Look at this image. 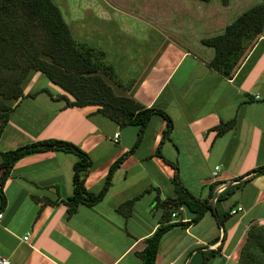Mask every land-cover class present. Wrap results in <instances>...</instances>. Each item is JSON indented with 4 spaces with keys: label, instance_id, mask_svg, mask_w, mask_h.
<instances>
[{
    "label": "crops",
    "instance_id": "obj_1",
    "mask_svg": "<svg viewBox=\"0 0 264 264\" xmlns=\"http://www.w3.org/2000/svg\"><path fill=\"white\" fill-rule=\"evenodd\" d=\"M260 1L204 3L208 12L192 33H220ZM160 36L139 79L129 78L134 83L129 93L168 115L167 137L163 114H154L139 133L135 125L120 126L103 116L98 105L67 106L58 99L65 94L62 89L48 79L42 82L39 72L32 76L23 93L45 88L49 93L13 105L0 132V163L4 152L63 139L91 159L84 186L95 193L110 166L131 151L115 169L104 197L91 206L79 204L71 214L67 199L73 193L76 156L49 149L19 158L2 187L0 258L9 264H141L139 253L158 226L195 216L184 204L164 206L183 186L210 208L198 220L167 230L154 264H240L248 228L264 225V174L256 173L264 166V27L230 76L208 66L214 53L201 37L168 39L163 31ZM109 64L118 76L121 64ZM216 166L220 169L213 176ZM237 206L242 211L232 214Z\"/></svg>",
    "mask_w": 264,
    "mask_h": 264
},
{
    "label": "trees",
    "instance_id": "obj_2",
    "mask_svg": "<svg viewBox=\"0 0 264 264\" xmlns=\"http://www.w3.org/2000/svg\"><path fill=\"white\" fill-rule=\"evenodd\" d=\"M198 1L207 3L211 0ZM219 1L227 5L230 0ZM173 27H177V24ZM263 27L264 0H261L242 11L220 33L200 39L202 45L213 49L214 54L208 66L225 76L232 75L248 45L258 38ZM163 32L166 33V30ZM36 72L62 89L65 94L58 99H64L67 106L98 105V112L103 116L120 126L135 125L139 133L154 114H163L167 119L163 136L167 137L171 131L172 122L168 115L154 107H146L133 98L129 92L134 83L126 86L117 78L101 49L74 39L60 8L52 0H0V132L18 100L41 91L49 93L46 88L35 93H23ZM114 84L122 87L124 93H116ZM229 126L228 123L224 124L218 132ZM49 149L70 152L76 156L72 176L73 193L67 199L69 214L79 204L91 206L104 197L115 169L131 151L110 166L100 189L95 193L84 186L85 177L93 167L92 161L85 151L72 142L49 138L4 152L0 163V210L6 203L2 187L13 164L25 155ZM256 173L264 174V166L257 168ZM224 191L229 194V187ZM182 204L195 213L191 221L198 220L210 208L209 204L200 202L186 188L179 186L177 196L167 198L164 206L178 207ZM166 221L146 239V246L139 253L141 264H154L160 240L167 230L191 222L170 224ZM239 263L264 264V225L252 224L248 228Z\"/></svg>",
    "mask_w": 264,
    "mask_h": 264
},
{
    "label": "rangeland",
    "instance_id": "obj_3",
    "mask_svg": "<svg viewBox=\"0 0 264 264\" xmlns=\"http://www.w3.org/2000/svg\"><path fill=\"white\" fill-rule=\"evenodd\" d=\"M52 1L60 8L75 40L101 49L107 63L121 64L117 78L126 86L132 83L129 78L139 79L151 61L155 46L162 40L161 31L166 30L165 38H171L172 26L177 24L174 37L188 41L192 36L188 32L192 33L197 28L195 22H202L208 12L198 0ZM208 33L202 29L194 35L203 38L210 36ZM46 81L43 75L42 82ZM114 88L116 93H124L122 87L114 84Z\"/></svg>",
    "mask_w": 264,
    "mask_h": 264
},
{
    "label": "built area",
    "instance_id": "obj_4",
    "mask_svg": "<svg viewBox=\"0 0 264 264\" xmlns=\"http://www.w3.org/2000/svg\"><path fill=\"white\" fill-rule=\"evenodd\" d=\"M118 135H119L118 132H116V133L114 134V142H117V137H118ZM219 169H220V166H216V167H215V170H214V172H213V176H216V175H217ZM242 209H243V208H242L241 206H237L236 208H233V209L231 210V213H232V214H235V213H237V212L242 211ZM173 215H174V214H173ZM0 217H1V214H0ZM24 239H27V237H24ZM0 264H9V262H8L7 260L3 259V258H0Z\"/></svg>",
    "mask_w": 264,
    "mask_h": 264
}]
</instances>
